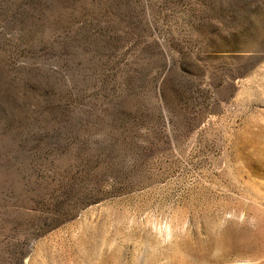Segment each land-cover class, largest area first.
Listing matches in <instances>:
<instances>
[{
	"label": "rangeland",
	"instance_id": "374dc122",
	"mask_svg": "<svg viewBox=\"0 0 264 264\" xmlns=\"http://www.w3.org/2000/svg\"><path fill=\"white\" fill-rule=\"evenodd\" d=\"M0 264H264V0H0Z\"/></svg>",
	"mask_w": 264,
	"mask_h": 264
}]
</instances>
